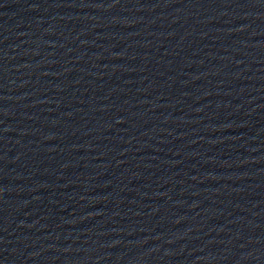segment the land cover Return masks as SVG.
Here are the masks:
<instances>
[{"label": "water", "instance_id": "95a60500", "mask_svg": "<svg viewBox=\"0 0 264 264\" xmlns=\"http://www.w3.org/2000/svg\"><path fill=\"white\" fill-rule=\"evenodd\" d=\"M264 0H0V264H255Z\"/></svg>", "mask_w": 264, "mask_h": 264}]
</instances>
